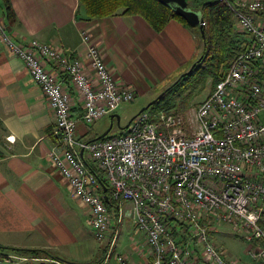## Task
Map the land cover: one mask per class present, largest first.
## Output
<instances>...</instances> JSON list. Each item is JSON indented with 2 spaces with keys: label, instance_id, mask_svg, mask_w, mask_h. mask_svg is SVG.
I'll use <instances>...</instances> for the list:
<instances>
[{
  "label": "built area",
  "instance_id": "built-area-1",
  "mask_svg": "<svg viewBox=\"0 0 264 264\" xmlns=\"http://www.w3.org/2000/svg\"><path fill=\"white\" fill-rule=\"evenodd\" d=\"M220 1L232 10L245 49L197 108L185 119L165 110L144 111L122 133L93 141L77 135L72 96L60 74L69 77L82 97V119L87 125L112 115L136 95L117 83L99 49L90 44L87 31L81 37L88 44L95 78L86 73L81 58L37 39L18 42L0 25V41L25 63L54 115L57 142L48 157L73 195L88 207L96 238L110 234L112 215L84 153L104 173L119 202L118 223L125 217L122 206H131L129 216L149 247L145 264H236L213 241L215 221L256 242L250 255L264 264V0ZM48 63L58 68L48 69ZM116 235L104 264L112 258L113 264H133L114 251ZM15 258L27 260L0 255V262Z\"/></svg>",
  "mask_w": 264,
  "mask_h": 264
},
{
  "label": "crops",
  "instance_id": "crops-1",
  "mask_svg": "<svg viewBox=\"0 0 264 264\" xmlns=\"http://www.w3.org/2000/svg\"><path fill=\"white\" fill-rule=\"evenodd\" d=\"M10 2L16 21H7L0 0V25L7 27L14 40L37 39L77 56L84 61L86 73L95 78L87 57L88 44L81 37V32L87 31L90 44L99 49L117 83L132 89L138 99L155 86L161 88L192 61L199 47L193 29L178 19L170 20L158 32L141 16L118 14L87 20L79 0ZM47 68L58 67L48 63ZM60 81L72 96L77 135L84 141L96 140L102 135L98 123L107 116L87 125L82 119V97L65 74H60ZM56 142L55 118L40 86L25 63L0 41V245L48 250L69 264H104L108 239L111 242L117 232L120 253L133 264H145L149 247L145 236L136 231L134 219L128 242H120L119 227L113 224L105 242L96 238L88 222V207L73 195L69 182L48 157ZM226 224L220 227L223 231L217 234L216 229L212 235L226 259L237 264H263L250 255L257 243L249 242L229 224L222 228ZM113 262L112 258L108 264Z\"/></svg>",
  "mask_w": 264,
  "mask_h": 264
},
{
  "label": "trees",
  "instance_id": "trees-1",
  "mask_svg": "<svg viewBox=\"0 0 264 264\" xmlns=\"http://www.w3.org/2000/svg\"><path fill=\"white\" fill-rule=\"evenodd\" d=\"M5 8L6 19L9 23H15L16 15L12 8L10 0H1ZM82 7L85 9L86 19L92 20L97 18L110 17L118 14L122 15H134L143 17L152 28L156 31H162L165 26L172 19H178L189 26L187 21L175 14L169 7L163 5L158 0H79ZM189 2V6L191 1ZM197 8L193 10L201 9L204 11L203 18L206 21V25L203 27L205 36L203 38L204 48L202 56L197 61L191 70L187 74H183L174 84L164 90L162 96L149 105H155L160 107L167 104L168 95L174 92L180 85H183L186 80L193 79L197 74L205 75L211 73L214 76L213 86L220 79H222L229 67L230 62L235 58L237 54L245 49V37L242 33H238L235 28V21L233 18V12L227 3L220 0H193ZM210 60L209 65L205 66L204 63ZM184 105L179 106V108ZM184 111V109L182 110ZM144 112V111H143ZM122 133V132H121ZM87 166L93 170L98 176L102 184V193L108 195L109 204H107L110 213L117 218L119 202L116 201L111 193V189L107 181L104 179V173L98 170L93 164L89 163L85 159ZM106 188V192H104ZM113 213H116L115 215ZM262 226H264L261 223ZM109 247V246H108ZM8 251L20 254V256H34L40 257L46 255L58 261H63L66 264L68 262L56 257L48 250L44 249H24V248H12L4 247L0 245V255H7Z\"/></svg>",
  "mask_w": 264,
  "mask_h": 264
},
{
  "label": "rangeland",
  "instance_id": "rangeland-1",
  "mask_svg": "<svg viewBox=\"0 0 264 264\" xmlns=\"http://www.w3.org/2000/svg\"><path fill=\"white\" fill-rule=\"evenodd\" d=\"M191 1V0H190ZM194 8L196 7L195 2L192 0L190 3V8L192 9V6ZM197 14L196 22L194 23L195 26H189L193 29L194 34L197 36L198 40V50L195 53V57L192 59L191 62L184 64L182 67H180L176 73L171 75L167 82H165L163 85H161V88L153 87L152 91L148 92L145 98L140 97L138 99V96L133 101L124 102L121 104L120 107L117 108V110L112 114H117L120 116V121L118 122L117 118L111 119V114L107 115L105 119H103L100 123H98L99 128L101 129V133H105L111 126V131L108 134V136L111 135H117L120 134L125 127H127L130 123V121L138 115L143 108L147 107L152 101L157 99L164 90L169 88L172 84H174L181 76L182 74H185L186 72H189L192 66L200 60L202 56V51L204 48V42L202 38V29H201V19L204 15V11L201 9H197L194 11ZM210 60H207L204 65L208 66ZM213 79L214 76L211 73H206L204 76L197 74L195 78L186 80L183 85H180L174 92L170 93L166 99H168L167 104H164L160 107L153 105H150L145 111L153 114L157 113L160 110H165L170 113L178 114L182 116L184 119L186 118L187 112H191L193 109H196L197 106L203 101V99L211 92L213 86ZM145 100V105H141L140 103ZM184 105L183 107L179 108V106ZM184 109V111H182ZM99 121V120H98ZM95 124V123H94ZM128 204V203H127ZM122 206V212H125V217L123 218V221L121 223H118L117 218H115L112 214V224L115 226H118V235L120 237V242L126 241L128 242L129 239H131L134 231V224H133V218L132 216H129V214L132 212L131 206L128 205ZM264 217V216H263ZM216 222V229L217 234L219 233V230L221 229V225H223L222 222L215 221ZM227 227L229 228V225L226 224L222 226V228ZM222 230V229H221ZM223 231V230H222ZM215 234V232L213 233ZM118 237V238H119ZM105 242L104 240H101ZM107 241V240H106ZM214 241V240H213ZM104 242H102L104 244ZM108 244H110V237L108 239ZM117 243H115L114 247L116 251L120 253V248H116ZM121 244V243H120ZM126 244V243H125ZM219 250V248H217ZM220 251V250H219ZM7 255L11 256H20V254L8 251ZM24 257V256H21ZM24 258H27V260H19L18 258L12 259L10 263L6 262H0V264H66L63 261L55 260L51 257H47L46 255L40 256V257H34V256H25ZM234 262V261H232ZM236 263V262H234ZM237 264V263H236Z\"/></svg>",
  "mask_w": 264,
  "mask_h": 264
},
{
  "label": "water",
  "instance_id": "water-1",
  "mask_svg": "<svg viewBox=\"0 0 264 264\" xmlns=\"http://www.w3.org/2000/svg\"><path fill=\"white\" fill-rule=\"evenodd\" d=\"M158 1L160 3H162L163 5L169 7L178 16L184 18L187 22H189L190 26H195L194 23L196 22L195 20L197 18V14L194 12L195 10H193V9H191L189 7V2L187 0H158ZM203 21H204V18L202 17L200 24H201V29H202V36L204 37L205 36V31H204L203 25H202ZM187 73L188 72H186L185 74H187ZM160 96H162V95H160ZM156 100L157 99H155L151 103L155 102ZM149 106L150 105H148L147 107L143 108L141 112L145 111ZM114 118H117L118 122L120 121V116L119 115L112 114L111 115V119L113 120ZM111 128H112V126L97 139L105 138L106 136H108V134L111 131ZM81 154H82V152H81ZM106 191H107L106 188H104V192H106ZM104 199H105L106 203H108V204L110 203L108 195L104 194Z\"/></svg>",
  "mask_w": 264,
  "mask_h": 264
},
{
  "label": "bare ground",
  "instance_id": "bare-ground-1",
  "mask_svg": "<svg viewBox=\"0 0 264 264\" xmlns=\"http://www.w3.org/2000/svg\"><path fill=\"white\" fill-rule=\"evenodd\" d=\"M141 113V112H140ZM115 119V118H114ZM86 158V157H85ZM87 159V158H86Z\"/></svg>",
  "mask_w": 264,
  "mask_h": 264
}]
</instances>
